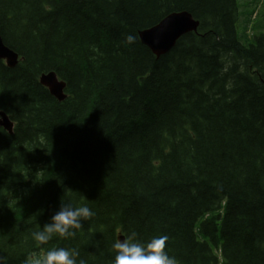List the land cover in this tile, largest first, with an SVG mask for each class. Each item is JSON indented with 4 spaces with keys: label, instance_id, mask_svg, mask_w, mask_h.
<instances>
[{
    "label": "trees",
    "instance_id": "trees-1",
    "mask_svg": "<svg viewBox=\"0 0 264 264\" xmlns=\"http://www.w3.org/2000/svg\"><path fill=\"white\" fill-rule=\"evenodd\" d=\"M257 0H0V264L46 249L113 264L122 235H166L177 264H264V26ZM188 11L156 56L139 31ZM128 36L133 41L127 40ZM65 82L59 101L39 82ZM95 216L36 244L60 203Z\"/></svg>",
    "mask_w": 264,
    "mask_h": 264
},
{
    "label": "clouds",
    "instance_id": "clouds-1",
    "mask_svg": "<svg viewBox=\"0 0 264 264\" xmlns=\"http://www.w3.org/2000/svg\"><path fill=\"white\" fill-rule=\"evenodd\" d=\"M127 40L132 42L133 37L128 36ZM94 216L95 212L87 204L60 203L58 210L43 227L31 233V238L40 246L47 245L54 237L73 238L75 230L83 227L82 221ZM167 240L166 235H159L144 243L136 239V233H132L127 239L117 240L113 244L116 253L113 264H177L175 258L165 250ZM78 255L74 249L52 247L39 256H32L29 264H77ZM80 264L84 262L81 260Z\"/></svg>",
    "mask_w": 264,
    "mask_h": 264
},
{
    "label": "water",
    "instance_id": "water-1",
    "mask_svg": "<svg viewBox=\"0 0 264 264\" xmlns=\"http://www.w3.org/2000/svg\"><path fill=\"white\" fill-rule=\"evenodd\" d=\"M198 24V20L194 19L191 13L183 10L169 13L155 25L140 30L138 34L141 42L158 57L169 51L180 36L196 31ZM0 58L11 67L17 63V54L3 43L1 36ZM39 81L57 100L61 101L65 98L63 92L65 82L59 80L54 72L41 74ZM0 126L8 131L12 129V122L3 112H0ZM119 240H123L122 236H119Z\"/></svg>",
    "mask_w": 264,
    "mask_h": 264
},
{
    "label": "rangeland",
    "instance_id": "rangeland-1",
    "mask_svg": "<svg viewBox=\"0 0 264 264\" xmlns=\"http://www.w3.org/2000/svg\"><path fill=\"white\" fill-rule=\"evenodd\" d=\"M243 3L245 0H239ZM254 16L252 17L253 23L264 26V0H257L256 10H254Z\"/></svg>",
    "mask_w": 264,
    "mask_h": 264
},
{
    "label": "bare ground",
    "instance_id": "bare-ground-1",
    "mask_svg": "<svg viewBox=\"0 0 264 264\" xmlns=\"http://www.w3.org/2000/svg\"><path fill=\"white\" fill-rule=\"evenodd\" d=\"M16 53V52H15ZM17 54V53H16Z\"/></svg>",
    "mask_w": 264,
    "mask_h": 264
}]
</instances>
